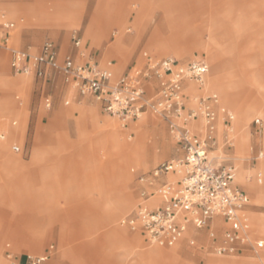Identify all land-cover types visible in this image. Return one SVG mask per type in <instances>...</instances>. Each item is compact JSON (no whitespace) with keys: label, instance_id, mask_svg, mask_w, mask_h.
Returning <instances> with one entry per match:
<instances>
[{"label":"rangeland","instance_id":"374dc122","mask_svg":"<svg viewBox=\"0 0 264 264\" xmlns=\"http://www.w3.org/2000/svg\"><path fill=\"white\" fill-rule=\"evenodd\" d=\"M100 1L0 0V62H8L5 69L0 68V150L8 155L16 167L13 180H9L1 175L11 169L0 160V179H7L11 185L0 186V217L5 215L2 212L5 208L17 206L22 189L20 210L25 216L21 223L28 235L30 222L34 227L35 221L39 222L41 228L33 236L37 235L40 243L46 229L58 224V216L74 217L69 225L72 229L76 226L79 234L72 241L67 239L66 225L59 223L60 248L65 258L70 256V250L80 254L82 244L94 264H102L105 260L108 264H136L138 257L135 254L129 257L123 250L109 244L111 228L108 226L115 223V230L124 232L129 240L138 237L148 251L181 252L179 260L173 263L172 260L156 259L163 264H264V0H134L136 6L133 0H106L110 7L122 5V8L110 9L116 20L122 13L126 16L134 14L135 19L126 21L128 24L120 22L106 27L107 33L98 37L99 27L87 25ZM5 21L13 23L8 30L1 26ZM88 29L95 31L93 40L86 38ZM74 35L83 39L86 53L96 61L102 65L113 61L118 77L132 68L138 72L145 69L150 61L163 59H174L181 65L201 60L209 65L204 85L200 87L191 83L200 88V92L193 100L187 93L188 107H198L201 96L218 95V145L212 156L234 164V181L246 186L238 185L250 199L246 217L253 228L252 246H241L233 256L218 255L217 249L224 244L228 228L211 229V222L198 232L191 229L188 231L190 237H185V234L171 248L150 245L140 236V232L121 224V220L136 209L141 199L143 184L138 176L177 158L181 151L168 122L156 114L147 113L123 127L118 120L102 112L93 101L81 98L75 89L65 86L61 75L46 86H40V82L31 76L12 74L10 63L14 50L36 53L44 42L51 40L62 47L64 54L74 49ZM121 38L125 54L117 53L118 49L112 46ZM215 77L218 84L209 85V80ZM15 78L28 80L20 86L6 85L7 79ZM161 87L162 81L153 77L145 84L147 97L156 95ZM237 92H241L239 101H225L227 95ZM49 101L52 106L47 109L46 103ZM90 108H96L99 119L107 122L104 129L110 128V124L115 125L119 136L129 145L127 148L120 147L117 141L111 140L112 153L122 157L124 170L129 177L127 185L122 188L123 192L114 182L116 167L107 163L104 154L100 155L102 150L90 155L85 150L86 144L80 140L81 137L89 140L97 134L91 122L83 125L81 132L78 128L77 120L82 110ZM229 113L234 115L231 123ZM257 118L262 120V128L253 124ZM14 121L17 122L15 126ZM146 121L151 122L144 126L148 130V141L152 144L150 153L159 158L150 159L148 152L141 161L143 157L140 156L136 136L137 129ZM190 127L196 133H202L205 129L201 119ZM15 128L23 130V136L19 139L8 132ZM227 136L233 139V147L226 145ZM243 139L246 142L242 147ZM14 145L24 147L25 153H15ZM87 148L93 149L90 145ZM35 154L40 157L38 162L35 161ZM145 162L148 163L144 165ZM240 168L246 174L241 179L238 178ZM171 178L176 179L177 176ZM254 188L261 197L251 195ZM128 198L131 203L126 206L123 202L126 203ZM104 208L115 209L119 212L118 217L98 220L105 215ZM205 230L207 235L204 236ZM51 246L57 251L58 240L50 239L40 244L33 257L48 256L43 264L58 261L55 257L51 258ZM0 252L5 264L28 255L16 252L9 242L1 246ZM116 255H119L117 262Z\"/></svg>","mask_w":264,"mask_h":264},{"label":"built area","instance_id":"2783aa9c","mask_svg":"<svg viewBox=\"0 0 264 264\" xmlns=\"http://www.w3.org/2000/svg\"><path fill=\"white\" fill-rule=\"evenodd\" d=\"M12 26L4 24L7 29ZM72 43L85 62H77L70 54L60 58L56 45L46 41L36 53L14 50L11 60L13 74L45 80L50 71H56L66 85L82 97H92L123 127L147 113L156 114L168 122L181 151L177 158L139 175L138 180L143 184L141 203L132 215L121 220V224L132 231L142 232L150 245L171 248L191 227L200 230L214 218H220L229 229L224 244L217 249L218 255L233 256L241 246H252L251 225L245 216L248 195L234 184V165L212 156L218 145V96H201L198 107H188L186 83L203 86L207 66L200 61L181 65L174 59H163L150 61L145 69L117 78L113 62L101 66L85 52L83 39L79 36L74 35ZM153 77L162 81V87L149 98L145 84ZM51 106V102L46 104L47 109ZM200 119L205 129L196 133L190 125ZM228 120L231 123L234 115L229 114ZM254 124L263 127L260 118L255 119ZM226 145L233 147V139L227 136ZM14 151L22 152L18 146ZM170 175L177 178L171 180ZM152 200L159 202L155 209L146 204ZM46 260L47 257H28L26 262L13 261L11 264H43Z\"/></svg>","mask_w":264,"mask_h":264},{"label":"crops","instance_id":"0c3cea01","mask_svg":"<svg viewBox=\"0 0 264 264\" xmlns=\"http://www.w3.org/2000/svg\"><path fill=\"white\" fill-rule=\"evenodd\" d=\"M133 5L136 6L134 0H133ZM111 8L112 9L122 8V5H117L115 7H110L107 4L106 0H102V1L99 2L98 6H97L96 10L93 12V14H91V20H90L89 24L87 25V27L90 24H95V26L99 27V32L97 34L98 37H103L107 33V28L106 27L114 26L116 24H119L120 22L122 24H128V22H126V21H129V20H131V19H133L135 17L134 15H130V16L127 15L126 16L125 14L122 13V14H120V16L116 20L114 18V15L110 11ZM72 14L73 13L71 12L70 15H72ZM125 19H127V20H125ZM6 23H10V22H6L5 21V22H3L1 24V26L4 28V30H8L9 29V28L7 29V28L4 27V24H6ZM10 24L13 25V23H10ZM85 32H86V29H85ZM47 41H51V40H47ZM52 42L56 45L57 50L59 52L60 58L64 57L67 54H70V55H72L75 58V60L77 62H79V63L85 62V61L80 59L79 50H77L74 47V45H73L74 49H72L70 51H67L66 53L63 54L62 47H59L54 41H52ZM122 44H123V42H122ZM122 44L119 46V48L117 50V53L125 54V52L122 49ZM83 49L86 52V49L84 47V43H83ZM88 56H90V57H92L94 59V57L91 54H88ZM198 61L203 62L207 66V74H208L209 65L205 61H201V60H198ZM97 62L103 67H105L107 65V64L102 65V63L99 62V61H97ZM111 62H113V61H111ZM194 62H196V61H194ZM1 63H4V62L2 61V62H0V64ZM5 63H7V66H8V62L6 61ZM10 66H11V63H10ZM11 71H12V69H11ZM113 71L115 73L114 62H113ZM135 71H137V70L135 68H132L129 71H126L125 73H123L122 75H124L126 73L135 72ZM12 74H13V72H12ZM207 74H206V76H207ZM13 75H15V74H13ZM57 75H59V77H60V74H58V72L50 71L49 72V76L45 80H39V79H36L34 77L33 78L40 82V86H46L47 83L52 81L55 77H57ZM15 76H17V75H15ZM115 76H116V74H115ZM116 77L118 78V76H116ZM27 80H21L20 78L7 79L6 85L7 86H20L23 83H26ZM64 85L68 86L66 84H64ZM69 87H71V86H69ZM186 88H187L186 89V95L189 98L187 93H190L191 100H193V98H195V95H197L200 92V88L197 89V87L192 85L191 82L186 83ZM80 97L81 98H86V99H88L90 101H93L95 104H97L100 107L101 111L104 112L102 107L98 103H96L95 100L92 97H90V96H86V97L80 96ZM262 104H263V100H262ZM66 105H69V102H66ZM219 108H220V104L218 106V110H219ZM222 110L225 111L224 109H222ZM82 112L85 114V117L87 118V123L91 122L94 125L95 130L97 131L96 132L97 134L95 136H91L89 140H87L84 137H81V135H80L81 142L86 144L85 145L86 152L88 154H90V155H94V154H97V152L100 149L103 151V153H102V151L100 152V155L103 156V154H104L105 159L107 160V163H110V164L114 165L113 167H116V171L114 172V176H115L114 177V182H115L116 186L119 188V190L123 192L122 188L127 185L128 181H129V177H128V175L126 174V172L124 170L122 157L114 156L113 153H112V142H111V137H110V128L109 127H108V129H104L103 128L104 123H107V122H103V121H101L99 119L100 118L99 117V112H98V110L96 108L83 109ZM93 112H95V113L93 114ZM90 113H91V115H90ZM229 114H231V113H229ZM106 115L109 116L108 114H106ZM109 117L113 118L111 116H109ZM79 118H82V117L80 116ZM113 119H116V118H113ZM254 121H253V124H254ZM150 123L151 122L146 121L143 125H141V127L139 129H137L138 131H137V136H136V142H137L136 144L139 145L138 149L139 148L141 149L140 156L142 155V157H144V158L146 157L148 152L150 153V149L152 147V144L148 141V130L144 128V126H146V124H150ZM13 125L14 126L17 125V122L14 121ZM111 125L112 124H110V126ZM8 132L12 136L17 138V139H19V138H21V136H23V130L21 128L11 129V130H8ZM160 135H161V133H160ZM2 138H4V137H2ZM89 145L92 146L93 149H88L87 146H89ZM15 146H18V147L21 148L22 152L19 153V154L25 153L26 149L24 147L19 146V145H14L13 146V151H14V147ZM150 155H151L150 159H158L159 158L157 155H155L153 153H150ZM261 156H263V154H261ZM112 157H113V159L115 161H117L116 163L114 162V160H112ZM0 160L2 161L4 166H6L9 169H11L10 172L8 171L6 173H3L1 176H5V178H7L9 180L12 179V176H14L15 169H16V167L14 166L15 164H13L14 162L9 160L8 155L5 152H3L2 150H0ZM38 160H40V157H38V155L35 154V161L38 162ZM147 163L145 162L144 165L147 164ZM234 167H235V165H234ZM235 170H236V168H235ZM133 171H135V170H133ZM150 171H148V172H150ZM144 173H147V172H144ZM171 176H174V175H170L169 179L175 180V179H172ZM138 178H139V176H138ZM7 179L6 180L5 179H0V186L1 187L2 186H6V187L11 186L9 184V182L7 181ZM4 181H7V182H4ZM234 184L237 187H239L238 185H240V184H237L235 181H234ZM240 186L246 188L245 185H240ZM21 188H22V186H21ZM239 188H241V187H239ZM141 190H142V187H141ZM242 190L247 194V192L244 189H242ZM9 192H11V191H9ZM253 192L254 193L251 194L253 196H256V197H261L262 196V195L259 194L258 190L257 191L254 190ZM23 193L24 192L21 189L20 193H19L20 197H19V200H18V204H17V206L15 208H11V209L10 208H5V210L2 211V212H4L5 215L3 217H0V250H1V246L5 242H9V243L13 244L14 249L19 254H28L23 259L21 258L20 260H14V261L26 262L28 257H33V255H35V254H32V253L26 252L27 250H29L31 248L32 249L34 248V250L38 252V246L40 244H42L45 241L50 240V239H57L58 242H59V249L57 251H55V247L51 246V248H50L51 252L50 253L52 254L51 258L55 257L56 259H58V261H53L51 264H59V262L60 263L62 262L63 264H94L91 261L90 256H87V254L85 253L86 247H84L82 244H80V247H81L80 248V251H81L80 254L77 255L75 252L70 250V256L69 257L65 258V256L63 255V250H61V248H60L61 235H60L59 223H62L64 225H66V230H67L66 236H67V239L72 241V239L76 238L78 236V234H79L78 230L75 229L76 226H74L75 228L72 229L71 225H69V221H71V219L74 218L73 216H58L57 217V220L59 221L58 224H56L55 226L48 227L46 229V235H45L42 243H40L39 245H34L33 240H31V239L26 237L25 232H27V231H26V229L24 228V226L21 223L22 218L25 216L24 214L23 215L21 214V210H20L21 209L20 208V200H21V197H22ZM248 199H249V195H248ZM140 203H141V199H140L137 207L139 206ZM158 203H159L158 200H152V201H148L146 204L151 209H155V208H157ZM249 205H250V199H249V204H248L247 208L249 207ZM135 210H133L128 216L132 215L135 212ZM104 212H105V215L101 216L100 219H98V220H101V219H104V218H110V217H113V218H117L118 217L117 211L115 209H113V208H111V209H105L104 208ZM245 216H246V210H245ZM215 219H219L220 220V222L222 223L221 227L224 226L222 229H224L225 227H227L229 229V225L226 224L220 218H214L211 221V224H212V222ZM42 222H45V221H42ZM114 224L108 226V227L111 228V230H110L111 233L109 234V238H108L109 239V244H111L112 246H114L116 248H119V249L123 250L125 252V254L128 255L129 257H131L133 254H135L138 257V261L136 262V264H163L162 261H160V260L156 261L155 257L157 256L158 252L154 253L153 251H148V250L144 249L143 248V244L141 243V239H139L138 237H136L133 240H129L127 238V235L124 232H121V231H118V230L114 229ZM191 229H193V230L198 232V230L195 229L194 227H191L188 231H190ZM211 229H212V227H211ZM251 231H253L252 227H251V230H250V238H251ZM138 232H140V231H138ZM19 235H21V238H19ZM205 235H207L206 230H205L204 236ZM140 236L144 237L145 240L147 241L146 236L142 232H140ZM27 242H30V244L27 245L26 244ZM76 245L79 246V244H73V246H76ZM37 252H36V254H37ZM170 254L175 255L173 257V259H172V263H173V262L179 260L181 252L176 250L174 252H171ZM10 256L11 255H9V257ZM0 257H1V252H0ZM41 257H47V259H48V256H41ZM118 259H119V255H116V257H115L116 262L118 261ZM102 264H108V263L105 260L104 262H102Z\"/></svg>","mask_w":264,"mask_h":264},{"label":"bare ground","instance_id":"6f19581e","mask_svg":"<svg viewBox=\"0 0 264 264\" xmlns=\"http://www.w3.org/2000/svg\"><path fill=\"white\" fill-rule=\"evenodd\" d=\"M138 14L140 15V12H138ZM134 15V14H133ZM135 19V18H134ZM87 39H89V40H93L94 38H95V31L93 32V30H91V29H88V32H87V37H86ZM122 44V38L119 40V41H117V42H115L112 46H113V49H118L119 48V46ZM222 65V64H221ZM0 67H1V69H5V64L4 63H1L0 64ZM218 72H220V71H218ZM212 85V86H215V85H217L218 84V79L215 77V78H212V79H210L209 80V85ZM199 86V85H198ZM201 87V86H200ZM198 88V87H197ZM227 88V87H226ZM226 93V92H225ZM239 97H241V92H237V93H235V94H233V95H227L226 97H225V101H239ZM93 111V110H92ZM95 112H93V114H94ZM97 113V112H96ZM90 115H91V113H90ZM81 117L82 118H79L78 120H77V122H78V124H79V131L81 132V128L82 127H84V126H86V124H87V118L85 117V114L83 113V112H81ZM84 125V126H83ZM108 126V125H107ZM102 128V127H101ZM104 128V127H103ZM107 128V127H106ZM98 129V128H97ZM103 131V130H102ZM97 132V131H96ZM110 137H111V140H114V141H117V143H118V145L120 146V147H124V148H127L129 145L128 144H126V142L124 141V138L122 137V136H119V134H118V131H117V128H116V126L115 125H111L110 126ZM164 139L165 140H167L166 139V137H164ZM243 143L241 144L242 145V147L244 146L243 144L246 142V140L245 139H243V141H242ZM215 155V154H214ZM243 159V158H242ZM144 160V157H143V159H141V161H143ZM263 167V166H262ZM261 168V167H260ZM245 172L240 168L239 169V171H238V178L239 179H241V178H243V177H245ZM245 179V178H244ZM238 180V179H237ZM253 184H254V182H253ZM255 189V188H254ZM256 190V189H255ZM130 201H129V198L127 199V202L126 203H124L123 202V204H125L126 206H129L130 205ZM133 204V203H132ZM119 213V212H118ZM38 219V218H37ZM43 219V218H42ZM39 220V219H38ZM31 224H30V230L28 231V235H26V237L27 238H29V239H31V240H33V243H34V245H38L39 243H40V239H38V238H36L37 237V235H36V237H34L33 236V234H35V233H38L39 232V229L41 228V226H40V224H39V222H36L35 221V227H34V224L32 223V222H30ZM44 223V222H43ZM44 226V225H43ZM222 226V223L220 222V220L219 219H216V220H214L213 222H212V224H211V227H212V229H217V228H219V227H221ZM224 227V226H223ZM35 228V231L33 230ZM39 228V229H38ZM43 228V227H42ZM44 228H46L45 226H44ZM41 231V230H40ZM185 234H187V236H185V237H187L188 238V236L190 237V232H187V233H185ZM40 236H42L41 235V233H40ZM19 238H21V235H19ZM201 238V237H200ZM42 239V238H41ZM43 239H44V237H43ZM135 248V247H134ZM138 249V248H137ZM174 251H176V250H173L172 252H174ZM26 252H28V253H35L36 251L34 250V248L32 249H29V250H27ZM154 252V251H153ZM171 252H165V251H159L158 252V254H157V256L155 257L156 259H160V260H172L173 259V257L175 256V255H173V254H170ZM5 261V260H4ZM0 264H5L4 262H3V260L1 259V257H0Z\"/></svg>","mask_w":264,"mask_h":264}]
</instances>
